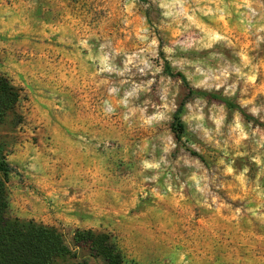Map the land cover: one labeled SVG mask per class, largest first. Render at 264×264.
<instances>
[{
	"label": "rangeland",
	"instance_id": "374dc122",
	"mask_svg": "<svg viewBox=\"0 0 264 264\" xmlns=\"http://www.w3.org/2000/svg\"><path fill=\"white\" fill-rule=\"evenodd\" d=\"M166 62L259 123L184 104ZM0 72L7 216L63 234L54 264H106L77 231L125 264H264V0H0Z\"/></svg>",
	"mask_w": 264,
	"mask_h": 264
},
{
	"label": "trees",
	"instance_id": "16d2710c",
	"mask_svg": "<svg viewBox=\"0 0 264 264\" xmlns=\"http://www.w3.org/2000/svg\"><path fill=\"white\" fill-rule=\"evenodd\" d=\"M164 71L169 77L182 82L186 95L184 104L196 97L217 100L227 108L239 111L247 121L259 123L231 100L195 90L186 77L174 72L167 62L164 65ZM19 100L18 89L0 72V123L16 108ZM173 131L179 139L185 132V126L179 117L175 119ZM11 173L12 169L8 164L0 162V264H54L59 258L72 256V250L67 246L63 234L56 228L35 222L23 223L7 216V183ZM75 242L77 245H88L92 255L102 258L106 264H125L121 251L112 237L106 233L77 231Z\"/></svg>",
	"mask_w": 264,
	"mask_h": 264
}]
</instances>
